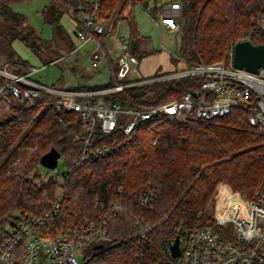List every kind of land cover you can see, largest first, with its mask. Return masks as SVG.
<instances>
[{"label": "trees", "instance_id": "1", "mask_svg": "<svg viewBox=\"0 0 264 264\" xmlns=\"http://www.w3.org/2000/svg\"><path fill=\"white\" fill-rule=\"evenodd\" d=\"M20 1L24 0H0V60L22 63L23 67L13 70L25 73L35 67L19 55L13 42L20 39L37 50L42 38L27 17L14 10L13 4ZM121 1L107 0L104 8L113 10ZM154 1L143 0L146 7ZM177 1L182 5L178 50L188 66L225 59L227 51L245 38L264 45V0ZM68 3L48 0L43 10L59 34L64 33L60 20ZM127 5L126 0L123 9ZM151 11L155 13L156 8L151 7ZM130 50L140 59L155 52L142 49L141 38L134 35ZM105 61L110 71L108 82L67 88L92 90L118 85L116 58L107 54ZM32 77L38 80L35 73ZM5 81L0 75V85ZM202 82L198 76L165 79L130 86L109 97L124 107L146 109L179 97ZM51 96L44 93L35 105L15 100L8 103L1 96L11 108L9 115L0 117L2 222L17 218V212L42 215L59 200L61 209L44 225V231L70 232L85 220L98 218L103 212L98 199L105 205L121 200L151 225L148 237L142 238L128 212L111 220L108 231L112 240L87 245L81 264H177L170 252L171 243L190 230L200 214L204 221L212 218V198L218 184L227 183L252 199L264 190V134L241 108L209 120L177 122L157 116L140 122L131 139L120 128L112 134L96 131L95 145L111 144L114 137H119L122 145L105 158L81 161L84 141L79 114L44 106V100ZM53 147L61 152L66 168L62 197L56 182L40 187L33 180L41 157ZM145 191L151 195L146 207L139 203Z\"/></svg>", "mask_w": 264, "mask_h": 264}, {"label": "built area", "instance_id": "2", "mask_svg": "<svg viewBox=\"0 0 264 264\" xmlns=\"http://www.w3.org/2000/svg\"><path fill=\"white\" fill-rule=\"evenodd\" d=\"M66 1L69 2L67 12L75 21V51L88 42H95L97 48L91 55L93 66L97 68L107 54L114 56L120 83L92 90L55 87L34 79L35 68L19 73L13 69L23 67L22 63L6 61L0 65V75L6 78L0 85V95L8 103L15 100L35 105L38 98L49 93L52 96L44 100V106H54L61 113L77 112L83 126L81 161L105 158L122 145L119 137H114L111 144L95 145L93 135L96 131L112 134L120 128V132L131 139L140 122L157 116L177 122L192 118L209 120L241 108L248 113L249 122L264 134V67L258 72L235 67L234 45L227 51L225 59L143 77L139 73V58L130 51L132 33L124 27L125 20L121 16L126 0L113 10L104 8L107 0ZM127 1L128 5H141L159 27L167 26L172 30L182 27L180 1L156 0L149 7L143 0ZM151 7L156 8L155 13ZM261 28L264 30V21ZM191 76L202 77L201 86L150 108L124 107L109 97L130 86ZM48 170L51 171L36 170L33 176L36 185L42 187L56 178L65 177L58 165ZM150 197L143 192L139 203L146 207ZM96 202L103 209L98 218L87 219L70 232L44 231V225L61 209L59 200L49 212L39 216L17 212V218L6 223L0 219V264H81L87 245L111 241L110 221L127 212L137 233L142 238L148 237L151 225L130 211L121 200L111 201L108 205L98 199ZM201 216L190 230L180 235L181 255L177 257V264H264V190L255 199H248L230 185L223 184L212 218L204 221Z\"/></svg>", "mask_w": 264, "mask_h": 264}, {"label": "rangeland", "instance_id": "3", "mask_svg": "<svg viewBox=\"0 0 264 264\" xmlns=\"http://www.w3.org/2000/svg\"><path fill=\"white\" fill-rule=\"evenodd\" d=\"M47 3L48 0H24L13 4L14 10L23 13L27 17L28 23L42 38V45L37 50L31 49L20 39L13 42L19 55L35 67V77L41 82L49 85L56 84L61 88L108 82L110 71L105 59L100 61L97 68L92 63L91 55L96 50L97 44L88 42L75 51L73 44L75 21L67 9L60 20L64 33L59 34L43 15ZM122 16L129 25L132 35L142 38L141 48L158 50L155 54H160L161 61L164 62L159 72H165L164 68L166 67L172 68L173 71L188 68V63L180 56L178 50L182 38L179 31L168 29L166 26L159 27L148 12L138 4H129L122 12ZM4 62L0 60V65ZM10 113L11 108L0 95V117ZM58 168L62 175L66 172L62 156L59 159ZM39 169L41 172L51 171L43 165ZM65 179V177L64 179L60 177L52 180L58 185L59 197L64 194ZM223 184L227 183L218 184L213 194L212 213L215 210L217 195ZM239 194L248 198L240 192Z\"/></svg>", "mask_w": 264, "mask_h": 264}, {"label": "water", "instance_id": "4", "mask_svg": "<svg viewBox=\"0 0 264 264\" xmlns=\"http://www.w3.org/2000/svg\"><path fill=\"white\" fill-rule=\"evenodd\" d=\"M233 65L258 72L261 67H264V45L255 44L251 39L239 40L234 44ZM61 156V152L53 147L41 157L40 164L47 168H55ZM170 252L174 258L181 255L180 236L171 243Z\"/></svg>", "mask_w": 264, "mask_h": 264}, {"label": "crops", "instance_id": "5", "mask_svg": "<svg viewBox=\"0 0 264 264\" xmlns=\"http://www.w3.org/2000/svg\"><path fill=\"white\" fill-rule=\"evenodd\" d=\"M124 27L127 28L132 33V31L129 29V25L125 21H124ZM168 29H170V28H168ZM176 31H179V30H176ZM74 41H73V44H74ZM141 42H142V38H141ZM142 49L149 50V51L155 50V49H146V48H142ZM157 51L158 50H155V52L149 54L148 56L143 57L142 59H140L138 57L139 58L138 68H139V73L141 76L146 77V76H151L155 73H162V72H159V70L162 68V66H163L162 63H164V62L161 61V58L159 56L160 54H155ZM108 55H110V54H108ZM158 56H159V58H158ZM103 59H105V57ZM148 59H152V60H148ZM164 70H166L165 72H172L173 71L172 68H170V67H166V68H164Z\"/></svg>", "mask_w": 264, "mask_h": 264}]
</instances>
